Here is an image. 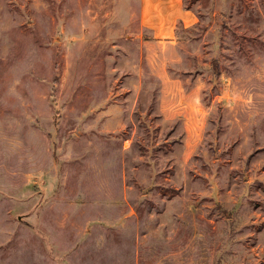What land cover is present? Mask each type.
<instances>
[{"label":"rangeland","instance_id":"374dc122","mask_svg":"<svg viewBox=\"0 0 264 264\" xmlns=\"http://www.w3.org/2000/svg\"><path fill=\"white\" fill-rule=\"evenodd\" d=\"M0 0V264H264V0Z\"/></svg>","mask_w":264,"mask_h":264},{"label":"crops","instance_id":"0c3cea01","mask_svg":"<svg viewBox=\"0 0 264 264\" xmlns=\"http://www.w3.org/2000/svg\"><path fill=\"white\" fill-rule=\"evenodd\" d=\"M197 21L194 12L184 7L183 0H141L142 26L156 40L172 39L179 23L189 28Z\"/></svg>","mask_w":264,"mask_h":264}]
</instances>
